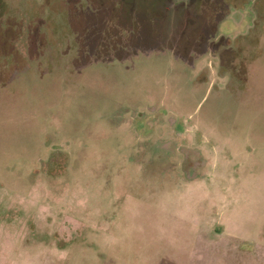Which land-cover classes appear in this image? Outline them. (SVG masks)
I'll return each mask as SVG.
<instances>
[{
  "label": "rangeland",
  "instance_id": "374dc122",
  "mask_svg": "<svg viewBox=\"0 0 264 264\" xmlns=\"http://www.w3.org/2000/svg\"><path fill=\"white\" fill-rule=\"evenodd\" d=\"M0 264H264V0H0Z\"/></svg>",
  "mask_w": 264,
  "mask_h": 264
}]
</instances>
